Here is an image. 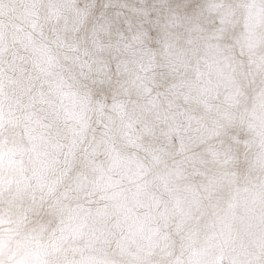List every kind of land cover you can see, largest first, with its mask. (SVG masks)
<instances>
[{"label": "clouds", "instance_id": "clouds-1", "mask_svg": "<svg viewBox=\"0 0 264 264\" xmlns=\"http://www.w3.org/2000/svg\"><path fill=\"white\" fill-rule=\"evenodd\" d=\"M0 264H264V0H0Z\"/></svg>", "mask_w": 264, "mask_h": 264}]
</instances>
